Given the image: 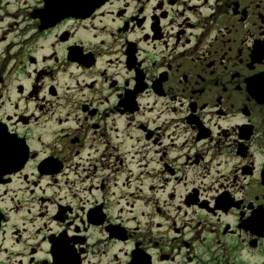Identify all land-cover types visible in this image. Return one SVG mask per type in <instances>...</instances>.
I'll return each mask as SVG.
<instances>
[{
  "label": "flooded vegetation",
  "instance_id": "obj_1",
  "mask_svg": "<svg viewBox=\"0 0 264 264\" xmlns=\"http://www.w3.org/2000/svg\"><path fill=\"white\" fill-rule=\"evenodd\" d=\"M0 264H264V0H0Z\"/></svg>",
  "mask_w": 264,
  "mask_h": 264
}]
</instances>
